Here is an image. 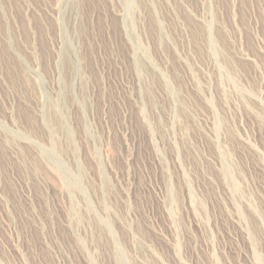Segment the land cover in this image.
<instances>
[{"label":"rangeland","instance_id":"374dc122","mask_svg":"<svg viewBox=\"0 0 264 264\" xmlns=\"http://www.w3.org/2000/svg\"><path fill=\"white\" fill-rule=\"evenodd\" d=\"M0 264H264V0H0Z\"/></svg>","mask_w":264,"mask_h":264}]
</instances>
